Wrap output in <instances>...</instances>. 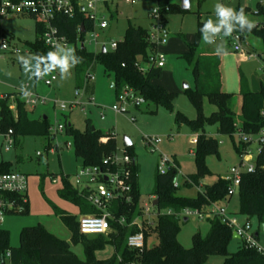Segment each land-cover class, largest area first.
I'll return each mask as SVG.
<instances>
[{
  "label": "rangeland",
  "instance_id": "rangeland-1",
  "mask_svg": "<svg viewBox=\"0 0 264 264\" xmlns=\"http://www.w3.org/2000/svg\"><path fill=\"white\" fill-rule=\"evenodd\" d=\"M80 4H86L88 0H77ZM172 4L180 6V0H168ZM260 0H189V9L186 12L179 10L168 11L163 14L164 27L168 31V38L165 44L159 46V51L165 54V65L161 68L159 78L153 80L154 83L161 84L167 90L174 93L171 108L162 105H155L153 102L145 100L139 106L131 102L123 103L127 111L114 112L112 106L119 105L116 100L114 88L110 86L113 82V75L104 70L98 63H92L86 71L93 75V80L83 79V88H76V69L72 66L66 72H61L60 67L45 69L40 78H36V72L32 53L28 51L27 41H33L40 35L34 30L35 19L29 16L11 14L0 19V29L3 38L7 43L16 46L20 52L12 53L0 50V94L9 93L19 97L24 102L30 119L39 116H46L49 126L55 128L56 121L61 125L71 124L77 130H83L86 119L90 125L104 133L112 132L115 137L117 147L123 146V137H128L132 142L134 159L138 170V190L139 205L145 208L150 205L152 211H156L158 206H152L156 198L152 195L154 176L156 174V163L159 154H165L174 159L179 166L177 181L182 184L184 175L195 172L193 159L196 142L193 140L195 134L192 133L185 124H175L174 115L181 113L188 119L197 116L194 105L184 92V86L193 88V77L191 70L181 54L186 51V42L193 41L198 31V22L212 19L219 21L215 15V5L220 2L235 9L236 6L247 7L250 11L249 20L253 23L260 22L258 14L253 13L256 4ZM156 7V0H136L127 2L126 0H100L96 4V17L102 15L108 22V26L99 31V40L106 43L120 41L123 38L128 21L135 26L150 29L156 18L150 15ZM86 15V13H85ZM226 35H213L208 33L210 42H205L201 33L198 44L204 51L213 52L221 47L227 48ZM251 40H258L254 37ZM224 40V41H223ZM83 45L86 50L94 52L96 48L90 43L89 33L83 36ZM260 42V41H259ZM100 48V47H99ZM244 49L243 53H238L240 69L246 76L250 88L259 87V77H264V55ZM230 51L227 49V52ZM233 52V51H230ZM70 50L59 52L58 57L69 56ZM235 53V52H234ZM23 57V59H21ZM72 62L69 61V64ZM52 74L56 79L50 85H46L44 80ZM227 79V86L233 88L236 85L237 68L236 61L230 57L225 58L224 75ZM79 90V94L75 91ZM27 93H33L45 99L31 108L25 102ZM11 98L10 100H12ZM54 101L64 102L68 105L65 110L54 106ZM79 102L73 109H69L71 103ZM174 101V102H173ZM15 104L10 101V108L13 110ZM34 109V112H30ZM215 107L206 99L202 102V112L209 115ZM233 110L238 118L241 111V97L238 91L233 92ZM103 116V117H102ZM239 121L237 129H239ZM205 133L213 136L218 141V155L207 156L205 164L212 172L200 182V186L186 188L181 186L179 193L193 196L197 191H202L205 184H212L218 176H228L232 167H239V155L233 147V140H237L236 130L232 136L217 133L215 125L205 126ZM144 136H158L161 141L155 151H150L144 145ZM67 143L70 144L67 147ZM8 146V149H6ZM258 144L253 142L249 145L250 158L245 157L243 164H254L257 154ZM8 162L10 172H21L25 174L27 180L26 198L28 200V211H23V207L11 208L3 214L0 220V228L9 231V242L11 246L19 244V233L22 227L40 224L57 237L66 240L70 244L71 250L79 259H84L83 245L72 243L71 230L61 219L55 215L51 203L65 212L77 215L76 205L58 196V190L62 187L60 179L56 183L51 182V176L59 177L61 174L69 176V182L73 185L71 177L81 165V159L74 152V142L71 134L57 131L54 136L47 138L40 135H25L14 138L13 135L5 136L0 132V162ZM224 205L231 214L236 215L240 221L244 220V215L239 212V196L234 191L229 200L218 202ZM21 204V203H20ZM23 204V203H22ZM78 217V216H77ZM252 232H256L258 243L264 251V224H259L256 217L250 218ZM210 226L209 219L199 220L190 218L187 222L180 221V230L177 234L178 242L185 248L191 247L192 236L199 233L205 236ZM148 246L158 242L154 232L148 237ZM243 247V242L239 238H232L228 251L235 252ZM113 252L111 245H106L103 250L96 253V257L102 259ZM224 256L210 255L205 264H223ZM1 264V260H0ZM4 264H9L4 259Z\"/></svg>",
  "mask_w": 264,
  "mask_h": 264
},
{
  "label": "trees",
  "instance_id": "trees-1",
  "mask_svg": "<svg viewBox=\"0 0 264 264\" xmlns=\"http://www.w3.org/2000/svg\"><path fill=\"white\" fill-rule=\"evenodd\" d=\"M75 4V11L72 17L62 14L55 16L53 24L57 26L60 34L64 35L70 44L69 61H76V88L83 86V79L87 68L92 63L100 64L105 71L113 75V88L115 96L125 86L131 87L137 94L145 100L153 102L155 105H162L171 108L174 93L168 91L161 84L154 83L153 80L161 75V68L151 67L144 72L136 68V62L144 60L154 45L148 41V28L135 26L128 21L122 40L117 42L114 50L101 49L97 52L88 51L79 42L83 40L84 34L92 28V22L86 17L85 12L80 10ZM161 21L164 24L163 14L168 11L182 10L179 5L172 4L168 0H156ZM243 9L245 15H250L247 7L236 6L234 10ZM260 17V22L253 23L251 31L245 27L241 29L238 22L231 20L234 25L233 31L241 36L242 42L249 36L257 38L261 44L264 55V2L257 3L255 12ZM35 19L34 30L40 35L43 25ZM249 19V18H248ZM205 21L198 22V31L193 41L186 42V51L181 57L186 61L193 77V88L188 86L184 89L189 100L197 111V116L188 119L181 113L174 115L175 124H185L189 130L195 134L196 144L193 154L195 172L185 175L179 187L173 186L174 171L161 175L156 172L152 195L158 199V209L172 208L179 210L184 207L205 209L213 202L229 200L231 196H226L228 181L218 176L212 184H205L202 191H197L195 195L188 196L179 193L181 186L186 188L199 187L200 182L212 175V172L205 164L207 156L218 155V141L211 135L205 133V126L215 125L217 133L232 136L237 130L239 121L240 130L247 135H255L264 125V118L260 114L264 108V87L258 91H251L248 87L247 79L240 76L239 94L241 96V111L237 118L233 110V94L222 91L219 83L211 80L207 71L202 65L200 48L198 44L201 35L200 29ZM219 21L213 22L217 24ZM79 28V29H78ZM224 28L219 33L223 34ZM0 36L3 32L0 29ZM28 51L32 53L34 66L40 74L49 67L46 60L47 54L53 52L42 40L35 38L27 41ZM72 49L74 51H72ZM56 54V53H54ZM58 56V54H56ZM40 58H45L41 60ZM38 79V77L35 75ZM13 98L12 100H10ZM206 99L215 107L209 115L202 112V102ZM10 101L15 104L14 109L10 108ZM39 116L30 119L28 111L17 95L6 93L0 99V132L6 133L9 129L15 140L19 136L40 135L49 138V123L47 117L43 119ZM83 130L73 128L71 124H65L66 134H71L74 142V152L81 159V165L100 164L102 159L116 150L115 137L112 132H102L92 129L89 119H86ZM106 140L103 141V138ZM233 147L240 156L246 151L247 144L240 140H233ZM127 152L134 157L132 145L126 147ZM252 172L241 174L240 184L237 189L239 196V212L244 215V219L256 217L259 224H264V142L261 143L260 151L256 154ZM132 188L134 205L128 210L125 206H119L116 214H126L127 221L131 220L138 213L139 190L137 183L138 167L132 166ZM9 163L0 162V174L8 173ZM3 198L15 199L19 201L18 195L11 193L1 194ZM58 196L68 200L79 209L80 214L94 213V209L78 194L70 182L62 179V187L58 190ZM26 197V194H25ZM23 211H28V200L22 204ZM55 215L71 230L72 243L83 245L85 258L79 259L71 250L69 242L63 240L44 226L37 224L22 227L19 233V244L11 246L9 242V231L0 228V260L4 264L6 258L9 264H205L210 255L218 254L224 256L223 264H264V253L258 252L254 248L243 246L235 252L228 251L231 241L232 230L223 224L219 218L209 219L210 226L207 235L201 236L194 233L191 247H183L177 240L180 230V221L174 216L160 214L155 218L154 226H143L145 239L144 248L139 251L130 249L126 245V238L130 233L138 231L136 226H121L112 224V231L107 235H81L78 232L77 217L69 214L51 203ZM154 232L158 242L148 246V237ZM258 231L255 232L256 237ZM106 245H111L113 252L106 258L99 259L96 252L103 250ZM9 253V257H6Z\"/></svg>",
  "mask_w": 264,
  "mask_h": 264
},
{
  "label": "built area",
  "instance_id": "built-area-1",
  "mask_svg": "<svg viewBox=\"0 0 264 264\" xmlns=\"http://www.w3.org/2000/svg\"><path fill=\"white\" fill-rule=\"evenodd\" d=\"M99 1L100 0H88L86 4H80V2L76 0V5L83 8L82 10L86 13V17L92 22V28L86 33H89L90 43H93L94 47H100H98V49L96 48L94 52L99 51L102 46L105 47V50H114L118 42L111 41L107 46L106 43H102L99 40V31L108 26V22L103 15L100 18L96 17V4ZM126 1L133 3L136 0ZM263 2L264 0L259 1V3ZM74 11L75 4L72 3V0H0V19L11 14L31 15L35 17L37 22L43 25V30L39 39L56 54L64 50H70L71 46L66 37L60 34L57 26L53 24L55 16L62 14L72 17ZM150 15L156 18V21L152 23V26L148 30V41L153 44L154 47L153 50L149 51L146 59L136 62V68L142 72L151 67L162 68L165 65V54L159 51V46L166 43L168 31L161 21L158 6L150 12ZM227 37L230 38L234 52H244L243 42L238 33L233 31L230 35H227ZM79 43L82 45L83 41ZM0 50L12 53L20 52L16 46L7 43L3 36H0ZM55 79L56 75L52 74L49 78L44 80V83L50 85ZM90 80H93V75L87 71L85 74V81ZM83 87L84 85L81 88ZM75 94H79V90H76ZM4 97L5 94L0 95V99ZM115 97L120 104H114L112 106L114 112L127 111V107L123 105L125 102H131L135 106H139L145 101L141 95L137 94L128 86L122 88ZM44 102V98L33 93H27V100L25 103L31 108ZM77 104H79L78 101L71 103L69 109L75 108ZM54 106L61 110H65L68 107L66 103L57 101H54ZM260 114L264 118V108L261 109ZM48 131L51 136H54L57 131L64 132L65 124L61 125L56 121L55 128L52 129L49 126ZM236 133L237 140L246 143L247 147L246 151L239 156V167H232L228 176L223 177L228 181L226 196H232L234 191H237L242 173L253 171L255 167L254 164H243V159L247 156L250 158L251 152L249 145L253 142L258 144L257 153L260 151L261 143L264 142V125L255 135H247L240 129H237ZM4 134L7 137L11 136V129ZM104 140H106V137L103 138V141ZM193 140L196 141V137H194ZM160 141L161 139L158 136L143 137L144 145L150 148V151H155ZM69 146L70 144L67 143V147ZM6 149H8V146H6ZM135 164L134 157L127 152L125 146H122L120 148L116 147L115 152L104 157L100 164L80 165L78 170L73 174L71 177L73 180L72 187L75 188L78 194L94 209V213L80 214L77 217L78 232L81 235L107 236L112 231V224L121 226L127 225L130 227L136 226L138 231L130 233L127 236L126 245L130 249L141 251L145 245L143 226H154L155 218L160 214L171 215L178 220H182L183 218H188V220L190 218L204 220L217 217L223 224L231 228L232 233L234 232L237 238L242 240L243 246L246 248H254L258 252L264 253L258 243L255 232H252L250 220L244 219L240 221L236 215L231 214L224 205H219L218 202H213L202 210L184 207L179 210L165 208L157 209L156 211H152L150 205H146L145 208H142L138 203V213L129 221H127V215L125 213L116 214L115 210L119 206H125L130 210L134 205L131 169ZM156 171L161 175L167 174L169 171H174L175 177L173 178V186L179 187L181 185L176 179L179 173V166L177 162L169 156L159 154L156 163ZM69 178L70 177L65 174H61L59 177L52 175L51 181L56 183L59 179H66L69 182ZM26 190L27 180L25 174L21 172L0 174V220L3 214L11 210V208L16 209L22 206L20 203L26 201ZM3 193L18 195L21 200L20 203L15 199L3 198L1 195ZM152 206H155L153 202ZM6 257H9V253H6Z\"/></svg>",
  "mask_w": 264,
  "mask_h": 264
},
{
  "label": "crops",
  "instance_id": "crops-1",
  "mask_svg": "<svg viewBox=\"0 0 264 264\" xmlns=\"http://www.w3.org/2000/svg\"><path fill=\"white\" fill-rule=\"evenodd\" d=\"M225 39H226V43H228L226 46L227 48L221 47L219 45L218 49H216L213 52H208V51H204L203 49H200L202 65H203L204 69L207 71L210 79L215 80L219 83V87L222 91L229 92L232 94H233V92L238 91V93H239L240 76H244L245 78H246V76L243 74V72L240 69V61L241 60L239 58H237L239 55L236 54V52L234 53V51L232 49V43L230 41V38L226 36ZM243 48L244 49L248 48L247 51L254 52L255 54H257L259 56H261V54H262L261 44H260L259 40H256V39L251 40V38H246L245 41L243 42ZM227 49L230 51H233V52H230V51L227 52ZM228 57H230L236 61L237 78H236V85L233 88H229L227 86V79L225 77H223L225 58H228ZM247 83H248V81H247ZM258 85H259L258 88L255 86H252L250 88L249 84H248V87L251 91H258L261 88V86L264 87V77L262 75H261V77H259ZM3 94H6V93H3ZM0 95H2V94H0ZM30 112H34V109H32ZM138 170H139V168H138ZM186 175H188V174H186ZM137 177H138V175H137ZM60 182L62 183L61 179H60ZM76 209H77L78 214L75 216L77 217L80 215V213H79V209L77 206H76ZM104 258H106V257H104Z\"/></svg>",
  "mask_w": 264,
  "mask_h": 264
},
{
  "label": "clouds",
  "instance_id": "clouds-1",
  "mask_svg": "<svg viewBox=\"0 0 264 264\" xmlns=\"http://www.w3.org/2000/svg\"><path fill=\"white\" fill-rule=\"evenodd\" d=\"M215 15L219 18V22L217 24H214L212 19H208L204 22L202 28L200 29L205 42H210L208 33H219L221 28L225 29L224 35H230L234 28V25L230 23L231 20L237 21L241 29L246 27L248 31H251L252 27H254L253 22L247 18L243 9L236 11L231 7L217 2L215 5ZM72 51L74 50L72 49ZM21 59H23V57H21ZM40 59L43 60L45 58ZM69 59L70 58L67 55L58 57L52 52H49L46 57V60L50 62L48 66H59L62 73L68 71L70 67L76 64L75 60L69 64ZM34 75L39 77L41 74L39 71H36Z\"/></svg>",
  "mask_w": 264,
  "mask_h": 264
},
{
  "label": "water",
  "instance_id": "water-1",
  "mask_svg": "<svg viewBox=\"0 0 264 264\" xmlns=\"http://www.w3.org/2000/svg\"><path fill=\"white\" fill-rule=\"evenodd\" d=\"M180 8L182 10H188L189 9V0H180ZM80 9L82 10L83 8L80 7ZM81 46L83 47V44ZM101 51L102 52H105V47L104 46H102ZM110 86L112 87L113 86V83H111ZM186 87H187V85L184 86V88H186ZM45 118H46V116H43V119H45ZM92 129H94V127H92ZM123 145L125 147H128V146L132 145V142H131V140L128 137L124 136L123 137ZM157 203H158V199L155 198L153 200V205H157ZM182 220H183V222H187L188 218H183ZM232 237L233 238H235V237L237 238V236H236V234L234 232L232 233Z\"/></svg>",
  "mask_w": 264,
  "mask_h": 264
}]
</instances>
